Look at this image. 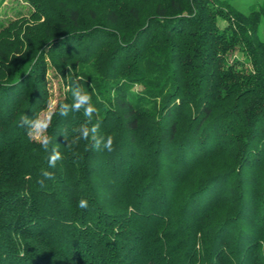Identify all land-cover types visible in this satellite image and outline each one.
Here are the masks:
<instances>
[{"label": "trees", "instance_id": "trees-1", "mask_svg": "<svg viewBox=\"0 0 264 264\" xmlns=\"http://www.w3.org/2000/svg\"><path fill=\"white\" fill-rule=\"evenodd\" d=\"M11 1L0 264H264V0Z\"/></svg>", "mask_w": 264, "mask_h": 264}, {"label": "clouds", "instance_id": "clouds-1", "mask_svg": "<svg viewBox=\"0 0 264 264\" xmlns=\"http://www.w3.org/2000/svg\"><path fill=\"white\" fill-rule=\"evenodd\" d=\"M84 99L91 100V96L86 94ZM74 107L76 109H78L80 107L79 103L77 105H75ZM95 111H96L95 108L92 106V104H90L89 107L86 109L85 115L91 116ZM64 115H67V113H64ZM23 120H25V122H26V117ZM98 126H99L98 124L93 125L91 128V131H95L98 128ZM46 127H47L46 122H37L35 125V130L32 132H28L29 137L39 139L40 130L43 128H46ZM89 131H90V129L88 127H82V129H81L82 139L88 140L90 138ZM91 139H95V141H96V147L95 148L98 151L99 150H106L108 152L114 151L113 145L115 143V140H114V137L112 135H108L107 138H104V137L102 138V140H103L102 146H101V139H96L95 137H91ZM42 147L46 151V144H42ZM60 159H61V154L58 151H54V153L50 156V158L48 160L49 167H55L56 161L60 160ZM45 171L42 172V175L44 174ZM47 175L51 178H54L52 173H48ZM78 206L81 209H86L88 206V202L86 200H80L78 202Z\"/></svg>", "mask_w": 264, "mask_h": 264}, {"label": "rangeland", "instance_id": "rangeland-1", "mask_svg": "<svg viewBox=\"0 0 264 264\" xmlns=\"http://www.w3.org/2000/svg\"><path fill=\"white\" fill-rule=\"evenodd\" d=\"M254 0H240L237 2L236 6L243 12H247V7L246 4L253 2ZM12 6L14 5V2L11 0H5V6ZM50 93H51V99L49 102V106L48 109L41 112L39 115V119L38 122H46L48 121V117L50 112L54 109V106L56 105V101L59 98L60 94H61V89H60V84L58 82H56L55 79L51 80L50 83ZM35 130V127H34ZM33 130V131H34ZM36 141H42L44 139V128L40 130V137L39 139L37 138H33Z\"/></svg>", "mask_w": 264, "mask_h": 264}]
</instances>
